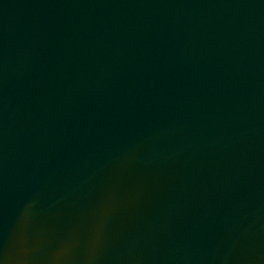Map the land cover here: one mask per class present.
Returning a JSON list of instances; mask_svg holds the SVG:
<instances>
[{
    "label": "water",
    "instance_id": "obj_1",
    "mask_svg": "<svg viewBox=\"0 0 264 264\" xmlns=\"http://www.w3.org/2000/svg\"><path fill=\"white\" fill-rule=\"evenodd\" d=\"M0 264H264V0H0Z\"/></svg>",
    "mask_w": 264,
    "mask_h": 264
}]
</instances>
